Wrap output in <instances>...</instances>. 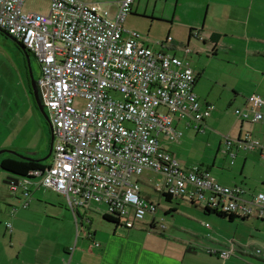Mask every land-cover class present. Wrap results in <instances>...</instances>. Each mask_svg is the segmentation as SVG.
I'll use <instances>...</instances> for the list:
<instances>
[{
  "label": "built area",
  "instance_id": "2783aa9c",
  "mask_svg": "<svg viewBox=\"0 0 264 264\" xmlns=\"http://www.w3.org/2000/svg\"><path fill=\"white\" fill-rule=\"evenodd\" d=\"M49 1L47 13L40 14L23 12L24 0H0V28L39 64L37 84L54 137L48 166L29 171L24 181L39 176V185L63 195L70 209L102 206L103 214L124 219L125 227L132 228L157 211L138 182L149 170L161 176V182L149 184L154 192L264 219V193L220 184L205 169H183L161 144L160 135L169 142L181 138L174 119L200 130L213 107L202 104L194 92L195 76L187 60L153 50L136 32L123 28L135 0L120 1L114 13L100 3ZM182 49L190 52L187 46ZM76 97L84 100L82 109L73 106ZM263 106L262 97L252 94L249 105L235 109L234 115L264 124ZM222 137V151L231 164L236 144L244 150H264V135ZM23 188L29 196L27 185ZM152 222L157 223L154 217ZM241 249L231 241L212 252L225 259Z\"/></svg>",
  "mask_w": 264,
  "mask_h": 264
},
{
  "label": "rangeland",
  "instance_id": "374dc122",
  "mask_svg": "<svg viewBox=\"0 0 264 264\" xmlns=\"http://www.w3.org/2000/svg\"><path fill=\"white\" fill-rule=\"evenodd\" d=\"M82 1L102 3L109 7L112 13L116 9V0ZM49 3V0H25L22 10L25 13L46 14ZM206 4L207 0H135L131 5V13L126 16L123 22V28L126 31L136 32L147 45L152 49L154 48L153 50H156L159 44L166 41L167 38H171V41L164 43V45L184 46L189 36L188 23L200 24L203 20L209 23L210 19L206 18L205 13ZM213 4L216 5V3ZM240 10H242L240 6L235 9L236 12ZM217 20L214 19L212 22L215 23ZM235 27L238 28L236 23L231 30L240 34V31ZM3 35H0V86L3 90H8L9 94L8 97L0 100V150H16L24 155L34 153L31 157L41 158L46 156L49 150L51 136L49 125L38 109L31 108L30 100L26 101L17 92L16 79L11 77V72L16 65H20L26 77L25 55L15 41L7 38L5 34ZM230 41L236 44L233 51H236L237 54L235 55H239L240 46L246 42L243 39H232ZM181 43L184 45H181ZM231 53L234 54L232 51ZM188 55L189 65L195 71L203 70V67L207 66L208 77L210 76L213 81H202L200 87L206 90L208 94L210 92V101L212 100L211 102L215 105L216 110L224 113L229 123L235 121L234 110L236 106L229 104L230 99H233L235 95L229 89L230 83L224 86V80L231 82L222 72L226 64L225 55L221 52L218 55L211 52L196 53L192 48L191 53ZM29 64L33 78L37 80L40 75V67L32 54L29 57ZM112 95L118 96L115 93ZM205 98H207V95ZM84 104L85 102L81 98L76 97L73 100V106L78 109H82ZM181 122L184 123V121ZM184 125L179 126L182 132L180 140L173 143L169 142L170 145L167 148L174 153L173 156L181 168H206L209 165L210 174L217 181L221 183H224L222 179L235 181V183H225L224 185L239 184L247 189H251L254 185L263 187L260 180L264 177L263 160V166L252 169L247 167L244 169L243 174H239L241 167L239 163L230 165L227 162L224 167L218 165L214 167L212 165L214 157L217 155L223 156L218 151L219 135L222 133L214 127H212V133L207 131L199 133L193 127ZM10 156L14 155L6 152L0 154V161ZM50 159L51 156L44 162H49ZM247 173L253 175V178L250 179ZM8 175L0 168V206L2 208L11 209L13 205L19 206L23 200L29 198L24 196L23 199V185H27L30 198L37 197L45 191L53 195L54 198L59 199L50 202L47 199L38 197L41 200L38 204L42 210L51 211L56 209L64 200L62 196L58 197L59 194L55 191L41 187L39 185L41 177L39 176L32 178L30 181H24L25 179L22 177L12 175L13 178L19 179L21 185H17L15 190H11V186L4 183V179ZM138 179L142 194L157 205V211L154 215L147 213L141 220L135 221L134 227L127 229L124 225V219L120 220V224H116L103 218L102 206L92 205L90 207L94 209L95 216H92V219L95 220L94 225L98 233V243H100L102 249L110 239L107 256L110 263L106 262V264H124L129 258L132 259V257L138 255L139 252H149L160 259L167 257L168 254H177L179 251L185 254L188 245L193 242H195L194 245L200 244L197 250L200 254L204 247L213 246V243L221 241L212 236L213 234H218L219 237L223 238L227 242L226 246H229L230 242L233 241L237 245L244 244L246 252H250L258 258L264 256V232L257 231V225L260 226V230L264 231L262 226L264 221L256 218L245 220L235 218L233 221H229L214 213L205 212L203 205L199 203L195 205L181 198L167 201L162 193L150 189L149 184L153 185L156 182H161V177L149 170H145ZM54 205L55 207H53ZM167 210L169 211L166 213ZM9 217L11 216L0 214V235L5 236L7 245L9 244V229L6 225L10 222ZM153 217L157 222L156 227L159 231H151L149 228ZM35 219L38 220V216ZM161 226L164 228H161ZM254 237L260 238V240H253ZM250 240L253 241L249 242ZM247 242L252 243L254 248L248 247ZM255 248L260 249V254H256ZM129 249L132 252H129ZM244 257H246L245 262L257 261L252 256ZM132 261H135V258Z\"/></svg>",
  "mask_w": 264,
  "mask_h": 264
},
{
  "label": "crops",
  "instance_id": "0c3cea01",
  "mask_svg": "<svg viewBox=\"0 0 264 264\" xmlns=\"http://www.w3.org/2000/svg\"><path fill=\"white\" fill-rule=\"evenodd\" d=\"M120 1L122 0H116L115 7H117ZM211 1L213 2L211 3ZM213 3H216V5ZM100 4L103 5L102 3ZM239 6L242 10L236 12L235 9L239 8ZM205 13L206 18L208 17L210 19L209 23H206L205 20H203L200 24H187L189 31L190 29L197 30L195 31L197 32V35H194V32L193 35H189L186 39L185 45L181 43V45L184 46H167L168 44L163 46V44H159V47L156 50H163L187 61H189L188 54L191 53V48L194 49L196 53L211 52L214 55H218V53L221 52L225 55L224 58H226V64L224 65V69L222 71L223 75L226 76L228 81H231L227 82V80H224V86L230 83L231 86L229 89L235 95L233 99H230L229 104L235 105L236 108H246L249 105V98L252 94L259 95L264 101V0H207ZM214 19L218 20L214 23L212 22ZM235 23L238 25V28H235L240 31V34L231 30L232 26H235ZM0 35L4 36L2 32H0ZM232 39H243L246 42L244 45L240 46L239 55H235L237 53L236 51H233L234 48H236V44L230 41ZM140 42L147 45L142 39ZM186 46L190 49L188 54H185L182 49ZM20 50L22 49L20 48ZM231 51L234 54H232ZM26 68V77L24 70L20 67V65H16L15 69L12 70L11 77L16 79L15 85L19 95H21L26 101L30 100L32 108L34 107V98L31 97L28 90V79H30V76L27 62ZM206 68L207 66L205 65L203 70L195 71L193 69L195 76L193 90L202 104L211 105L213 108L210 116L205 120L204 124H202L201 129L196 131L199 133H205L206 131L211 132L213 129L212 127H214L222 133L219 135L220 140L218 144V151L223 156H215L212 165L214 167H216L215 165L224 167L227 162L230 163V159L222 151V136L229 135L235 138H242L245 132H250L256 137H261L264 135V124L238 119L236 116V120L229 123L224 116V113L220 110H216L215 105L211 102L212 100L210 101V92L208 94L206 90L200 87V83L202 81H213L210 76L208 77ZM8 94L9 91L6 89L3 90L0 86V100L4 99V97H8ZM206 95L207 98H205ZM260 110L264 113V106ZM180 125L183 126L184 123L174 119V126L177 129ZM179 130H181V127ZM159 140L164 149L167 150L175 159L173 156L174 153L167 149L168 145L173 142L169 143L167 138L163 135L159 136ZM263 153L264 150L259 151V149L253 151L243 150L238 144L237 155L234 159V163H230V165H236L239 163L241 166L239 174H243L244 169L247 167H250V169L256 167L260 168L263 166ZM201 169H205L210 173L209 165L206 166V168ZM247 175L250 179L253 178V175L248 173ZM222 180L224 183L216 181L223 185L225 183H235L232 179ZM260 180L263 187L255 185L251 189L243 187L249 194H256L259 192L264 193V177ZM24 196L25 195H23V199ZM61 196L64 199L63 202H59V207H56V209L51 211L42 210L38 204V202L41 201L39 199H47L50 202L59 199L54 198L53 195H50V193L45 191L37 197L33 196L34 198L26 196L29 198L27 200H23V202L20 199L22 202H20L21 205L12 206V208H15L14 212H12V208H2L0 206L1 215L7 214L11 216L9 217L10 222L6 225L9 229L8 245L5 236L0 235V264L110 263L107 259L110 239L108 240V244L104 245L102 249V246L98 243V233L94 225L95 220L92 219V216H95L93 213L94 209L78 207L72 210L63 195L59 194L58 197ZM25 201L28 202L27 205H24ZM53 207H55V205ZM39 213L40 215H38ZM36 216H38V220L35 219ZM262 226L264 228V225ZM149 228L151 231H159L157 230L156 224H154L153 227H150L149 225ZM257 231L264 232L263 230H260V226L258 225ZM212 236L217 237L221 241L213 243V246L204 247L200 254L197 251L198 245L200 244L197 243L194 245L193 243L195 242H193L187 247L191 250V252L187 249L185 254L179 251L177 254H168L167 257L160 259L152 253L139 252L138 255L132 257V259L129 258L124 264H264V256L258 258L252 255V253L246 252L244 244H242V251H236L234 255L225 259L219 257L217 253H213L212 251L222 249L226 246L227 242L223 238L219 237L218 234H213ZM253 240H260V238L254 237ZM253 240H250L249 242ZM246 244L253 245L248 242ZM129 252L132 251L129 249ZM243 255L255 257L257 261H254L255 263L245 262L244 259L246 257ZM134 258L136 262L132 261Z\"/></svg>",
  "mask_w": 264,
  "mask_h": 264
},
{
  "label": "trees",
  "instance_id": "16d2710c",
  "mask_svg": "<svg viewBox=\"0 0 264 264\" xmlns=\"http://www.w3.org/2000/svg\"><path fill=\"white\" fill-rule=\"evenodd\" d=\"M132 5V4H131ZM131 10V9H130ZM131 13V11L129 12ZM128 13V14H129ZM197 30L195 29H190L189 31V35H193V32H194V35H197V32H195ZM20 45H22L21 42H19ZM19 46V45H18ZM23 46V45H22ZM147 46V45H146ZM20 47V46H19ZM24 47V46H23ZM149 47V46H148ZM21 48V47H20ZM25 48V47H24ZM151 48V47H150ZM26 49V48H25ZM27 50V49H26ZM28 51V50H27ZM158 51V50H157ZM28 54H31L29 51H28ZM30 78V77H29ZM28 90H29V93L31 95V97L33 98L32 96V92H31V87H30V79H28ZM33 102H34V108L37 110V106L35 104V101L33 99ZM236 109H241V108H236ZM243 109V108H242ZM205 122V121H204ZM202 127V126H201ZM250 133V132H249ZM237 146L238 144L234 145V150L236 152V155H237ZM244 150V149H243ZM261 149H259L260 151ZM246 151H250V150H246ZM48 163L49 162H44V161H41V162H36V161H26V160H22L16 156H10V157H5L3 158L1 161H0V168L1 170L3 171H9V172H14L16 174H19L20 176H27V173L31 170H43L44 168H46L48 166ZM159 175V174H157ZM160 176V175H159ZM161 177V176H160ZM163 196L165 197V199L167 201H171L172 197H170L169 195H166V194H163ZM181 199H184V198H181ZM187 200V199H186ZM189 201L190 203L192 204H195L197 205L196 203H194L193 201L191 200H187ZM203 210L207 213H214L216 214L217 216L219 217H222V218H228L229 220H234L235 218H240V219H247V217H240V216H236V215H233V214H228V213H223V212H219V211H215V210H211L207 207H203ZM169 210L166 211V213L168 212ZM103 218L111 221V222H114L116 224H120V221L117 217H113L111 215H108V214H103ZM256 219H259L261 221H264V219H261V218H256ZM150 227H153V222L151 220V223L149 224Z\"/></svg>",
  "mask_w": 264,
  "mask_h": 264
},
{
  "label": "water",
  "instance_id": "95a60500",
  "mask_svg": "<svg viewBox=\"0 0 264 264\" xmlns=\"http://www.w3.org/2000/svg\"><path fill=\"white\" fill-rule=\"evenodd\" d=\"M0 32H2L8 38H10L13 41H15L21 47V49L23 50V53L25 55L26 62H27V65H28V69H29L30 86H31L32 95H33L35 104L37 106V109L39 110V112L41 113V115L44 117V119L46 120V122L49 125V130H50V135H51L50 136V142H49V150H48L47 155L44 156V157H41V158H33L31 156H33L34 153L33 154L32 153H30V154L27 153V155H24V154H21V153L17 152L16 150H7V149L6 150L5 149L4 150H0V154L6 152V153H10V154H12V155H14V156H16V157H18L20 159H24V160H27V161L41 162V161H44V160L48 159L51 156L53 139H54V137H53V130H52V124L50 122V119H49L48 114L45 111L43 99H42V96H41V93H40V88H39V86L37 84V80L34 79L33 78V75H32V71H31L30 64H29V54H28V51L22 45H20L19 41L15 37H13L12 35L8 34L5 30H3V29L0 28ZM14 175H16V174H14ZM19 177H22V176L19 175ZM22 178L25 179L26 176H23ZM4 183L10 185L11 186V190H15L16 189V186L18 185V179L13 178V176H11V175H8V176L5 177ZM188 251L191 252L190 249H188Z\"/></svg>",
  "mask_w": 264,
  "mask_h": 264
},
{
  "label": "flooded vegetation",
  "instance_id": "af4514ba",
  "mask_svg": "<svg viewBox=\"0 0 264 264\" xmlns=\"http://www.w3.org/2000/svg\"><path fill=\"white\" fill-rule=\"evenodd\" d=\"M22 160H24V159H22ZM26 161H27V160H26ZM8 172H9V171H6V173H7V174L10 173L9 175H11V176L14 175V174H16V173H14V172H9V173H8ZM16 175L19 176V174H16ZM27 175H28V173H27ZM23 179H24V178H23ZM18 185H21V183H19V179H18ZM16 187H17V186H16Z\"/></svg>",
  "mask_w": 264,
  "mask_h": 264
},
{
  "label": "clouds",
  "instance_id": "9594fccd",
  "mask_svg": "<svg viewBox=\"0 0 264 264\" xmlns=\"http://www.w3.org/2000/svg\"><path fill=\"white\" fill-rule=\"evenodd\" d=\"M51 154H52V152H51ZM50 162V161H49ZM49 164V163H48Z\"/></svg>",
  "mask_w": 264,
  "mask_h": 264
}]
</instances>
